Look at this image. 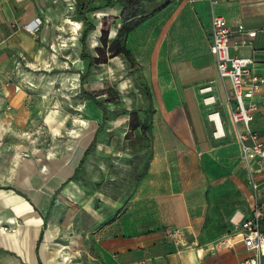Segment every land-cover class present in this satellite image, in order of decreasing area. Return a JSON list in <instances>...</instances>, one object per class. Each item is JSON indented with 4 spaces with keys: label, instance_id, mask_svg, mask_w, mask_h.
I'll use <instances>...</instances> for the list:
<instances>
[{
    "label": "crops",
    "instance_id": "1",
    "mask_svg": "<svg viewBox=\"0 0 264 264\" xmlns=\"http://www.w3.org/2000/svg\"><path fill=\"white\" fill-rule=\"evenodd\" d=\"M162 2L143 0L141 10L147 13ZM212 12L226 19L231 40L237 44L232 52L250 56L251 70L264 76V0H215L212 6L207 0H169L143 16L128 31L125 45L141 76L137 90L141 92L142 83L150 95L141 92L147 98L142 112L151 123L152 138H145L141 151L145 160L133 174L131 191L114 198L105 193L108 188L98 178L87 177V159L107 121L98 129L102 110L97 106L100 123L72 162L51 164L50 169L47 165L49 173L40 167H18L12 183L0 179V191H12L10 198L0 196V206L14 202L13 212L0 214V264H245L252 251L242 240L240 219L234 216L247 217L255 202L264 204V162L251 160L249 169L241 158L237 130L244 127L231 120L229 81L218 77L210 51ZM74 15L64 14L62 23L70 17L77 20L78 28L85 27L75 11ZM109 16L110 38L130 19L123 16L119 3L86 12L94 28L85 47L97 46L89 45V38L93 36V44L99 42L101 20L108 21ZM56 17L46 0H0L1 97L9 95L11 103L20 105L24 95L7 81L11 68L43 62L46 45L59 28ZM37 18V29L28 30L25 25L35 24ZM81 32L75 41V61L83 67L75 73L79 90L85 89L93 67L85 74L88 60L80 55ZM206 82L214 86L213 105L200 101L197 87ZM253 98L257 109L249 126L264 143V93ZM212 108L221 116L223 137L212 136L213 125L207 118ZM93 137L95 142L84 155ZM124 160L131 167L129 159ZM249 174L260 183L256 190ZM60 212L65 214L61 226L55 225ZM172 229L178 231L179 242L169 235Z\"/></svg>",
    "mask_w": 264,
    "mask_h": 264
},
{
    "label": "rangeland",
    "instance_id": "2",
    "mask_svg": "<svg viewBox=\"0 0 264 264\" xmlns=\"http://www.w3.org/2000/svg\"><path fill=\"white\" fill-rule=\"evenodd\" d=\"M46 1L52 5L55 17L57 15L54 21L59 28H55L56 34L46 45L44 60L41 64L32 63L20 70L12 66L7 81L12 86L15 84V89L24 95L20 105L11 103L9 95H0V179L3 178L5 183H12L18 167L34 170L40 167L43 173H49L51 164L56 167L72 162L100 123V109L79 90V78L75 74L82 67L75 61V41L84 25L78 28L75 25L77 20L70 17L66 19L69 23H62L66 13L75 18V1ZM101 2L83 0V5H100ZM108 21L110 23V16ZM109 31L112 35V27ZM88 43L100 45L99 42L93 44V36ZM86 50L95 54L93 47L86 46ZM138 84L137 72L122 55L94 64L84 83L85 89L95 93L96 98L108 108L107 121L98 131L99 143L87 159V177L98 178L100 185L108 188L105 193L114 198H124L129 194L135 184L133 174L138 168L142 169L145 160L141 152L145 138L138 129L127 124L130 120L128 113L121 112V109L134 108L145 118L142 111L147 98L137 90ZM109 88L118 94L110 92ZM149 116L151 118V114ZM124 158L129 159L131 167ZM20 178L29 180L30 176L20 174ZM11 195V190L0 191L1 197L10 198ZM13 206L12 199L11 205L0 206V214L13 212ZM64 215L59 213L55 225L63 224ZM2 226L11 230L10 225ZM64 258L69 259L68 256ZM77 258L75 255L73 260Z\"/></svg>",
    "mask_w": 264,
    "mask_h": 264
},
{
    "label": "built area",
    "instance_id": "3",
    "mask_svg": "<svg viewBox=\"0 0 264 264\" xmlns=\"http://www.w3.org/2000/svg\"><path fill=\"white\" fill-rule=\"evenodd\" d=\"M210 5L215 0H207ZM40 23L26 24L28 30L35 31ZM236 43L231 40V30L226 19L221 14L212 12L210 20V51L215 58V68L221 80L228 79L229 93L233 99L230 109L231 120L237 124L242 123L244 130H237V137L240 144V155L243 161L251 169L250 161L264 162V143L251 131L249 123L253 118V112L257 109V102L254 100L256 93H264V76L253 72L250 68L252 58L232 52ZM214 86L211 82L203 83L197 87L200 94V101L204 105H213L216 96L213 92ZM207 118L212 122V136L215 138L225 135L223 123L219 111L212 108L207 112ZM247 138L250 142H247ZM249 182L254 190L259 182L249 174ZM264 188L263 183H261ZM264 204L255 202L251 214L240 219L238 226L245 246L252 251V254L244 259L245 264H264ZM169 235L179 242L178 231L172 229Z\"/></svg>",
    "mask_w": 264,
    "mask_h": 264
},
{
    "label": "trees",
    "instance_id": "4",
    "mask_svg": "<svg viewBox=\"0 0 264 264\" xmlns=\"http://www.w3.org/2000/svg\"><path fill=\"white\" fill-rule=\"evenodd\" d=\"M168 1L169 0H163V2L160 3L156 8L145 13V11L141 10L143 7V4H142L143 0H102L100 5H89V6L88 5L84 6L83 0H75V12L77 16L83 19L85 23V27L83 28L81 32V36H80V41L82 43V51L80 55L81 57L88 60L87 70L85 74L89 73L91 67L94 64L106 62L109 57H112L115 55H122L129 63V66H131V68H133L135 71H138L137 63L134 59V56L125 45L128 31L137 22H139L143 16L155 12L156 10L164 6V4L167 3ZM117 3L122 5L123 16L125 18L130 17V19L128 21L123 22L117 28L114 36L110 38L109 37L110 23L105 19V17H103L101 20V24H100V34L98 37L100 45H97L94 47L95 54L88 52L85 47V39H86L88 32L94 28V25L86 18V12H89L91 10H94L102 6H113L114 4H117ZM131 17H133V20H131ZM85 74H82L80 76L81 83L85 77ZM137 76L138 78L141 77L140 74H138ZM80 90L83 95L91 99L95 103V105L98 106L102 110V120H101V124L98 127V129H100L103 123L107 120L108 108L103 104L101 100H98L96 98L95 93L84 89L82 86ZM108 90L110 92H115L118 94V92L113 88H109ZM139 90H141V92H143L147 97L150 96L149 92L145 90V86L142 83L139 86ZM121 112H127V111L126 109H121ZM138 112L139 111L134 108L128 111L129 119H130L129 125L132 129L139 128L142 137L147 138L148 140H151L152 138L151 123L150 121H146L145 118L141 117V115ZM94 138L95 137H93V139L89 143V146L85 150L84 155H86L90 151L91 146L95 142Z\"/></svg>",
    "mask_w": 264,
    "mask_h": 264
},
{
    "label": "water",
    "instance_id": "5",
    "mask_svg": "<svg viewBox=\"0 0 264 264\" xmlns=\"http://www.w3.org/2000/svg\"><path fill=\"white\" fill-rule=\"evenodd\" d=\"M234 220H238V219H241L242 218V214L241 213H237L235 216H234Z\"/></svg>",
    "mask_w": 264,
    "mask_h": 264
},
{
    "label": "bare ground",
    "instance_id": "6",
    "mask_svg": "<svg viewBox=\"0 0 264 264\" xmlns=\"http://www.w3.org/2000/svg\"><path fill=\"white\" fill-rule=\"evenodd\" d=\"M77 23V22H76ZM78 25V24H77ZM9 236H10V234H9ZM10 238H12L11 236H10Z\"/></svg>",
    "mask_w": 264,
    "mask_h": 264
}]
</instances>
